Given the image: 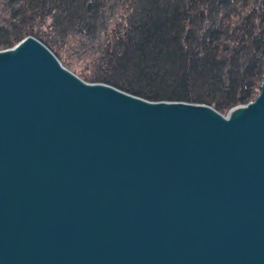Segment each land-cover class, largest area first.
Masks as SVG:
<instances>
[{"label":"water","instance_id":"obj_1","mask_svg":"<svg viewBox=\"0 0 264 264\" xmlns=\"http://www.w3.org/2000/svg\"><path fill=\"white\" fill-rule=\"evenodd\" d=\"M0 264H264V72L222 114L0 49Z\"/></svg>","mask_w":264,"mask_h":264},{"label":"trees","instance_id":"obj_2","mask_svg":"<svg viewBox=\"0 0 264 264\" xmlns=\"http://www.w3.org/2000/svg\"><path fill=\"white\" fill-rule=\"evenodd\" d=\"M25 36L86 82L222 114L264 72V0H0V49Z\"/></svg>","mask_w":264,"mask_h":264}]
</instances>
